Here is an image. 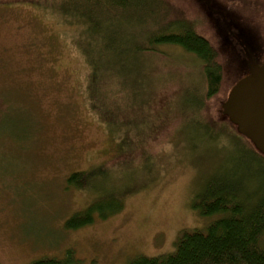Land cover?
<instances>
[{
    "label": "rangeland",
    "instance_id": "1",
    "mask_svg": "<svg viewBox=\"0 0 264 264\" xmlns=\"http://www.w3.org/2000/svg\"><path fill=\"white\" fill-rule=\"evenodd\" d=\"M1 1L0 264H30L67 253L78 264H129L141 255L165 254L175 249L182 230L203 229L217 217L201 216L193 206L209 180L238 175L246 179V188H264V160L242 147L237 131L228 139H193L185 128L173 134L194 122V110L183 105L185 94L178 89L198 82L193 54L177 46L181 63L168 64L184 65L190 75H174L168 85L150 82L153 66L133 64L136 80L129 91L115 95V110L109 111L99 96L95 109L76 24L46 4ZM228 24L262 64L264 20L231 18ZM249 73L238 47L231 84ZM151 88H162L167 92H159L183 106L169 117L176 122L171 137L157 132L165 127L164 119L148 123L150 111L139 109ZM131 97H137L136 106L126 105ZM215 107L208 108L209 116ZM102 164L121 167L122 188H101V177L91 188L68 182L73 172ZM103 190L128 192L122 210L82 228H66L67 219Z\"/></svg>",
    "mask_w": 264,
    "mask_h": 264
},
{
    "label": "trees",
    "instance_id": "2",
    "mask_svg": "<svg viewBox=\"0 0 264 264\" xmlns=\"http://www.w3.org/2000/svg\"><path fill=\"white\" fill-rule=\"evenodd\" d=\"M29 1L46 4L76 24V44L89 67L87 88L95 109L99 96L109 111L115 110V95L130 90V82L136 80L132 68L139 61L145 67H154L150 82L168 85L174 75H190L184 65L168 64L181 63L177 53L180 46L195 56L200 76L194 86L181 84L178 88L185 94L183 105L194 110V122L180 124L173 134L183 133L185 128L193 139H228L232 138L231 131H237L243 136L242 147L264 160V153L223 113V104L234 86L231 79L237 48L243 51L227 23L231 18L263 21L264 0H211V7L207 0ZM160 89L151 88L147 102L139 109L150 111L148 123L164 119L165 127L157 132L171 137L176 122L169 117L183 106ZM137 101V97H131L126 105L136 106ZM213 105L216 111L211 117L207 110ZM121 175V167L102 164L89 171L73 172L68 182L77 188H91L97 186L94 178L101 177V188H122ZM204 188L193 206L201 216L217 217L203 229L182 230L173 251L154 257L141 255L129 264H264V188H246V179L238 175L212 178ZM105 191L88 208L68 218L65 227L82 228L96 217L106 219L122 210L128 192ZM67 254L64 258L45 256L30 264H78L72 254Z\"/></svg>",
    "mask_w": 264,
    "mask_h": 264
},
{
    "label": "water",
    "instance_id": "3",
    "mask_svg": "<svg viewBox=\"0 0 264 264\" xmlns=\"http://www.w3.org/2000/svg\"><path fill=\"white\" fill-rule=\"evenodd\" d=\"M207 2L211 7V0ZM223 19L227 23L224 15ZM236 39L248 60L250 73L232 87L223 113L264 153V62L258 64L243 41Z\"/></svg>",
    "mask_w": 264,
    "mask_h": 264
}]
</instances>
